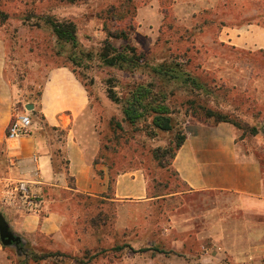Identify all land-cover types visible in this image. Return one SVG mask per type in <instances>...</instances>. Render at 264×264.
Listing matches in <instances>:
<instances>
[{"label":"rangeland","instance_id":"374dc122","mask_svg":"<svg viewBox=\"0 0 264 264\" xmlns=\"http://www.w3.org/2000/svg\"><path fill=\"white\" fill-rule=\"evenodd\" d=\"M48 17L73 20L80 47L94 56L85 62L87 68L76 65L91 99V113L79 128L94 153L96 175L106 179L108 187L96 194L76 192L71 189L74 178L63 169L66 187L47 185L37 190L36 184L17 175L16 159L9 151L15 140L4 136L0 211L21 242L4 245L0 238V264H264L263 252L251 251L234 235L226 232L220 240L221 229L212 214L218 210L216 220L226 223L235 219L229 217L235 199L219 192L190 191L171 165L170 153L162 154L160 149L175 144L177 129L151 130L144 121L133 127L124 120L121 104L109 97L110 83L125 97L134 81H151L154 73L144 67L135 72L109 67L98 59L107 38L119 48L127 43L110 33H126L151 64L182 62L211 87L210 93L195 96L181 84L170 85L178 128L185 129L194 118L203 120L197 113L210 107L264 133V48L255 42L264 29V0H0V51L9 87L7 97L0 92V110H9L11 120L17 112H28L30 134L50 130L38 108L50 71L73 67L69 55L74 50L57 43ZM258 40L264 44V36ZM27 104L34 108L27 109ZM60 131L59 136L65 130ZM241 131L240 141L248 149L262 147L263 135L254 136L250 128ZM158 151L163 156L158 158ZM21 181H28L29 197L12 191ZM118 186L123 193L143 186L147 192L143 197L119 196ZM30 215L39 219L40 226L23 230ZM42 221L46 230L41 229ZM28 225L32 227L31 222ZM124 244L166 252L115 249ZM34 250L69 256L35 262Z\"/></svg>","mask_w":264,"mask_h":264},{"label":"crops","instance_id":"0c3cea01","mask_svg":"<svg viewBox=\"0 0 264 264\" xmlns=\"http://www.w3.org/2000/svg\"><path fill=\"white\" fill-rule=\"evenodd\" d=\"M259 36H264V29L255 37V42L264 48ZM3 58L0 51V92L5 97L9 87L4 78ZM38 108L50 130H37L10 145V156L16 159L19 178L29 179L36 184L37 190L47 185L66 187L68 184L62 172L66 169V174L74 178L71 188L74 191L85 194L106 191L108 181L96 175L94 153L82 140L83 132L79 128L80 121L91 113L90 95L69 66L62 65L50 71ZM10 120L11 112L0 110V140L6 136ZM59 130L65 131L59 136ZM185 131L187 137L172 160L173 168L190 191L219 192L235 199V209L229 215L235 218L233 221L216 220L220 218L218 210L212 214L221 229L220 240L225 239L227 232L238 242H245L251 251L264 253V133L260 130L254 135H263L262 147L250 150L240 141L241 129L230 122L194 118L187 122ZM120 182L121 177L118 185ZM120 189L118 186L119 196L143 197L147 192L146 186L135 189L136 193H123ZM35 218L34 215L27 216L23 230L37 229L40 221ZM28 222H31V228ZM41 227L46 230V221H42Z\"/></svg>","mask_w":264,"mask_h":264},{"label":"trees","instance_id":"16d2710c","mask_svg":"<svg viewBox=\"0 0 264 264\" xmlns=\"http://www.w3.org/2000/svg\"><path fill=\"white\" fill-rule=\"evenodd\" d=\"M70 3H77L78 0H66ZM32 17V14L28 15V18ZM27 18V17H26ZM47 22L52 26L53 32L56 36L57 43L61 46L69 45L74 50L69 55V60L72 62L73 67L70 68L74 71L78 79L84 84L88 93L87 84L84 83L80 77L77 75L76 65L83 66V68L88 67V63H85L88 59H93V54L87 52L85 49L80 47V41L77 33V26L73 20L70 19H55L48 17ZM111 36H119L124 38L127 43L119 48L115 46L109 38L105 40L104 46L98 53V59L101 64L109 67H128L131 72H135L140 67H144L150 70V73H154L153 79L151 81H134L131 84L129 91L126 96L123 97L114 88V84H109L108 95L116 103L121 104L124 120L133 127H138L141 122H147L151 130L160 131H174L175 144L169 145L162 150V154L170 153L171 165L172 160L175 158L177 151L183 145L186 140V131L183 128H178L177 120L174 114V110L171 107L170 96L174 94L173 91H168L170 85L181 84L188 90L189 93L195 96H200L202 93L209 92L212 90L211 87L204 83L200 77L193 75L182 62H177L175 60H164L157 63L156 65L151 64L147 59H145V54L140 52L136 46L130 43L129 37L126 33H121L117 35L116 33H110ZM80 47V48H79ZM79 48L78 51H75ZM86 65V66H85ZM155 77H158L159 83L155 81ZM160 78V79H159ZM42 92H40V97ZM209 96V95H208ZM198 116L204 117L203 121H208L214 118L213 122H230L240 129L250 131L253 135L259 133V128L257 126L251 127V125L242 120H237L228 113L224 112L222 109H213L204 107V113L198 114ZM199 119V118H196ZM206 119V120H205ZM199 120H202L201 118ZM120 127L121 123H117ZM161 152L158 151L156 156L161 157ZM163 154V155H165ZM162 155V156H163ZM129 247L132 251L145 252L154 249L158 252H166L161 248L153 247H142L135 249L128 244L117 246L116 250H122ZM56 256H69L67 253L60 251H38L34 250L32 252L31 258L35 261L46 260L49 258H54ZM20 264H29L26 261H21Z\"/></svg>","mask_w":264,"mask_h":264},{"label":"built area","instance_id":"2783aa9c","mask_svg":"<svg viewBox=\"0 0 264 264\" xmlns=\"http://www.w3.org/2000/svg\"><path fill=\"white\" fill-rule=\"evenodd\" d=\"M32 126V118L28 112H17L14 118L9 123L6 129V137L11 140H16L21 137L29 136ZM28 181H21L20 185L13 188L12 191L20 192L23 197H29L30 191L27 186Z\"/></svg>","mask_w":264,"mask_h":264},{"label":"water","instance_id":"95a60500","mask_svg":"<svg viewBox=\"0 0 264 264\" xmlns=\"http://www.w3.org/2000/svg\"><path fill=\"white\" fill-rule=\"evenodd\" d=\"M27 109H33V104H27ZM0 238L4 245L19 244L21 237L10 230L6 216L0 211Z\"/></svg>","mask_w":264,"mask_h":264}]
</instances>
